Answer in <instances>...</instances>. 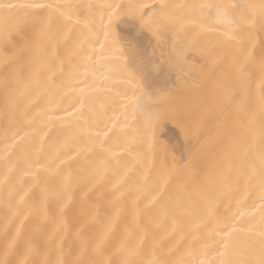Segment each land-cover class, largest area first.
<instances>
[{"label": "bare ground", "instance_id": "obj_1", "mask_svg": "<svg viewBox=\"0 0 264 264\" xmlns=\"http://www.w3.org/2000/svg\"><path fill=\"white\" fill-rule=\"evenodd\" d=\"M0 2L45 5H154L163 2L184 5L207 3L210 0ZM213 2L238 3L240 0ZM249 2L258 3L259 0ZM26 11L40 13L39 9ZM176 11L187 17L184 10L178 8ZM99 13L98 8L92 13L84 8L79 10L81 23L78 27L89 36L85 47L92 60L87 64L72 54L75 36L67 45L62 42L57 45L46 44L38 50L40 21L37 16L22 19L19 27L14 28L7 39L0 32V179L12 167L8 174L17 190L22 187L28 191L31 183V177L18 170L25 166L23 158L16 161V156L22 155L19 150L6 152V130L11 136L12 131L23 129L28 134L25 136V152L35 159L32 145H36L42 163L50 151L54 157L71 149V160L64 156L63 163L55 161L54 167L63 169V176L48 177L50 189L61 194L62 185L70 181L66 201L50 196L45 206L47 218L43 213L33 212L23 227L24 239H32L40 249L41 256L47 253V258L53 264L60 257L61 250L64 260L80 257L81 243L85 240L89 241L90 246L81 258L87 261L98 259L92 249L113 219L115 224L104 241L103 249L109 260L120 264L121 257L117 249L125 243V225L133 222L136 183H142V175L145 174H150L151 183L162 161L169 164L175 161L180 165V172L173 178L170 191L175 194L178 185H186L188 194L203 206L202 196L210 195L216 188L218 167L226 145L234 146L244 135L236 122L237 110L246 107L251 98L258 97L261 88L257 73L245 85V89L233 90L234 80L229 78L232 69L224 59L225 49L217 44L226 39L222 36V25L218 31H201L185 18L162 30L158 40L149 30L140 28L139 21L122 17L115 26L119 43L113 46L111 39L104 41L102 35L100 43H95L91 30L99 31ZM24 16L25 12L21 11L20 17ZM86 23L88 27H85ZM204 24L206 27L208 21ZM177 32L188 40L199 32V36H196L199 47L207 51L204 55L190 52L182 71L169 70L166 64L161 65L159 72L153 71V67L161 64L171 51ZM253 40L259 51L264 32H254ZM39 58L45 62L39 65L37 75ZM76 70L79 79H73L70 75ZM80 88L85 91L81 93ZM13 98L16 100V109L13 110L9 105L6 111V101ZM154 113H160L162 117L155 126L151 119ZM103 131H108V135L104 136ZM256 143L258 147L259 139ZM7 156H12L11 164H6ZM104 161H108L107 166ZM181 162H186L187 167ZM20 195H23V191ZM31 196V192L25 196L29 204L32 203ZM6 198V191L0 189V261L19 264L20 260L25 259L23 244L18 254L5 256L4 224L6 215H10ZM256 198L255 191L242 180L238 186L233 185L232 210L235 211L239 206L247 213ZM15 199L18 200L19 196ZM140 207L143 208V203ZM225 207L226 204H217L215 213L223 215ZM140 219L143 222L146 217L142 214ZM242 219L248 220L249 217ZM157 224L152 227L160 248L165 254L171 249L175 254L171 258L178 257L189 243L186 233L194 226L190 222L174 226L171 221L159 220ZM254 226H259L258 215ZM12 231L14 228L9 235ZM202 235H206L203 230ZM234 235L237 252L233 259L241 262L259 259L258 253L249 251L250 242H258L259 236L247 230ZM208 259L215 264L223 258L212 252Z\"/></svg>", "mask_w": 264, "mask_h": 264}, {"label": "snow or ice", "instance_id": "obj_2", "mask_svg": "<svg viewBox=\"0 0 264 264\" xmlns=\"http://www.w3.org/2000/svg\"><path fill=\"white\" fill-rule=\"evenodd\" d=\"M81 8L87 9L89 13L97 8L100 10L99 31L91 30L95 36V43H100L102 35L104 41L111 39L113 46L119 43L120 38L116 35L115 26L122 17L139 21L140 28L149 30L158 40L162 35V30L176 22H182L185 18L188 23L201 31H218L219 26L222 25V36L226 39L218 41L217 44L225 49L224 59L232 69V75L229 78L234 80L233 90L245 89V85L249 84L257 73L260 78L259 96L251 98L249 104L238 108L236 113V122L243 129L244 135L236 141L234 146L226 145L218 167L216 188L210 195L202 196L203 206L188 194L186 185H178L175 194L170 191L173 178L180 172V165L175 161L171 164L167 161L160 162L151 183H149L150 174L142 175V183L137 181L134 188L136 201H134L133 222L125 225V243L117 249V254L121 257L120 264H213L208 259L212 252L223 258L218 259L215 264H264V41H261L259 51H257L253 40L254 32H264V0H259L258 3L249 2V0H240L238 3L210 0L207 3L184 5H169L163 2L154 5L147 3L45 5L0 2V32L7 39L11 31L19 27L22 19L37 16L40 21L38 50L46 44L57 45L62 42L67 45L75 36L76 38L72 40V54L87 64L92 57L88 55L85 47L89 36L78 27L81 23L79 19ZM178 8L184 10L187 17L177 13ZM31 9H39L40 13L26 11ZM21 11L25 12L24 17H20ZM41 13H46V15H41ZM205 21H208L206 27ZM85 27H88L87 23ZM199 34L197 32L191 40H188L177 32L171 51L167 53L161 64L153 67V71L159 72L162 64H166L169 70L182 71L190 52L195 51L197 54L204 55L207 50L199 47V41L196 39ZM103 47L101 43V48ZM44 62L43 58L38 59L37 75L39 65ZM70 75L73 79H79L78 70ZM84 91V88H80L81 93ZM9 105L13 110L16 109L15 98L6 101V111ZM24 115L26 116L27 113ZM161 118L160 113H154L151 117L153 126ZM108 131H103L102 134L107 136ZM27 135L23 129L12 131L11 136H8V130L5 131L6 152L12 153L14 150H19L22 155H17L16 161L19 162L23 158L25 166L18 170L31 177L28 191H24L22 187L17 190L8 174L12 171V167H9L8 172L0 179V189L7 193L5 203L10 213L6 215L4 224L5 256L10 253L18 254V249L23 244L25 259L20 260L19 264H53L47 258V253L41 256L40 249L32 239H24L23 227L25 220L33 212L43 213L47 218L45 206L50 196H57L61 201H66L70 181L62 185L63 194H61L50 189L48 177L63 176L64 170L54 167L55 161L60 160L63 163L62 157L64 156L71 160V149L54 157L51 156L50 151L45 155L44 163H42L36 145H32L35 159L25 152V136ZM97 135L99 136L100 133ZM257 139H259L258 147ZM97 143H100L99 140ZM100 146L104 147L102 144ZM5 162L11 164L12 156H7ZM181 163L187 167L186 162ZM104 164L107 166L108 161H104ZM153 167L156 166L153 165ZM242 180L247 187L255 191L257 197L252 201L251 209L247 213L239 206L235 211L232 210L233 185L238 186ZM21 191L23 195H20ZM29 192L32 193L31 204L25 200ZM16 196H19L18 200L15 199ZM141 203H143V208L140 207ZM217 204H226L223 215L215 213ZM142 214L146 217L143 222L140 219ZM257 215L259 216L258 228L254 226ZM245 216L249 219L243 220ZM158 220L171 221L174 226H180L182 222H190L194 226L186 233L189 243L178 257L171 258L175 255L171 249L165 254L160 248L152 227L153 224H157ZM114 224L115 220H110L103 234L95 241L92 250L98 259L87 261L81 258L90 246L89 241L85 240L81 243L80 257L75 260H64L61 250V255L55 264H114L105 256L103 249L104 241L108 238ZM12 228L14 231L9 235ZM202 230L206 232V235H202ZM241 230H247L259 236L258 242L252 240L249 245V251L253 254L258 253L259 259L241 262L232 258L237 252L234 234ZM0 264H11V261L3 260Z\"/></svg>", "mask_w": 264, "mask_h": 264}]
</instances>
